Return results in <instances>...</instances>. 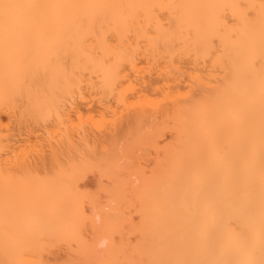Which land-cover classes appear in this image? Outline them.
<instances>
[{"label": "bare ground", "instance_id": "bare-ground-1", "mask_svg": "<svg viewBox=\"0 0 264 264\" xmlns=\"http://www.w3.org/2000/svg\"><path fill=\"white\" fill-rule=\"evenodd\" d=\"M141 60L155 86L132 80ZM132 82L157 98L130 102ZM88 96L131 112L108 146L74 140ZM4 115L41 127L48 154L27 164ZM145 147L150 174L121 162ZM90 171L138 214L134 244H109L102 262L85 202L102 235L128 221L79 191ZM60 242L79 253L68 264H264V0H0V264H49Z\"/></svg>", "mask_w": 264, "mask_h": 264}, {"label": "rangeland", "instance_id": "rangeland-1", "mask_svg": "<svg viewBox=\"0 0 264 264\" xmlns=\"http://www.w3.org/2000/svg\"><path fill=\"white\" fill-rule=\"evenodd\" d=\"M140 69V74L138 78H132L134 81H138L139 83L142 82L141 78H144V81L147 82L148 85L152 84L155 86L159 78L155 74L153 69H150L146 64L145 60H141L138 65ZM135 86L133 92H129L127 94L128 99L130 102L135 101L139 96L147 95L151 98H157V92L153 90H149L145 88V84H137L132 82ZM150 83V84H149ZM128 83L125 82V86ZM142 85V86H141ZM100 97H87L85 102L77 101V111H73L70 113V121L76 127L73 131L74 140L77 145H80V139L83 136L89 142V146H98L100 144H104L108 146L109 139L111 134H119L122 128H125L127 117L131 114L130 110L125 109L124 107H118L116 110V115L113 116L110 112L104 111L103 107L100 105L99 100ZM109 101V102H108ZM108 101H103L102 103H110L111 105L115 106V101L110 99ZM81 116L82 118H79ZM3 123L7 125L11 134L14 136L12 145L15 148L17 154L20 152L25 153L26 155V163L33 166V164L40 158L41 155H47L50 150L51 143H48L44 140V135L42 132V128L35 126L31 123L20 125L14 119H9L8 116H2ZM149 130V128H147ZM171 134L167 130L161 138L157 139V142L160 147L164 146L166 143L170 141ZM108 140V141H107ZM124 141L121 140L118 142V152L123 155L124 151ZM95 147V146H94ZM38 152V154H37ZM135 156L132 160L123 157L121 162L128 163L130 166H134L137 169L141 170L144 175L150 174L153 168V161L155 158L158 157V152L152 148L145 147V148H136L135 149ZM146 177V176H145ZM137 179L136 176H132V180L135 181ZM77 187L80 192L87 194L89 196H97L98 206L101 205L103 211L110 213H116L121 216H124L127 219L126 226L124 225V233L126 234L127 228L130 224H136L138 222V214L135 212L134 208H127L125 209L124 202H113L110 196L103 190L110 191L111 188L116 187L112 178L102 176L96 171L88 172L79 182L77 183ZM85 209L87 214H90V210L92 211L93 215L91 218H94V227L95 228H88L85 227L84 235L86 240L89 242L92 239L97 241L100 247H97L98 255L97 261L102 262L103 260L107 259V250L108 245L112 244L118 246L122 243H130L134 244L136 235L129 234V235H122L114 234L111 237L106 235H102V215L101 212L97 213L91 207L93 205L89 204V202H85ZM95 206V207H98ZM98 211V210H97ZM94 212H96L94 214ZM98 217V219H97ZM94 230V231H93ZM96 234V235H95ZM96 236V238H95ZM101 238V239H100ZM106 238V239H102ZM103 243V244H101ZM109 251V250H108ZM109 258V257H108ZM43 259L49 264H68L71 261L79 262L80 256L77 251V248L74 244H66L63 242L49 245L47 251L43 254ZM100 259V260H99ZM102 259V260H101ZM95 260V259H94ZM109 260V259H108ZM108 260H106L108 262ZM96 261V262H97ZM99 262V263H100ZM98 264V262H97ZM103 264V263H100Z\"/></svg>", "mask_w": 264, "mask_h": 264}]
</instances>
